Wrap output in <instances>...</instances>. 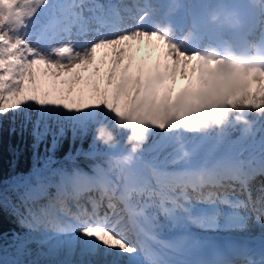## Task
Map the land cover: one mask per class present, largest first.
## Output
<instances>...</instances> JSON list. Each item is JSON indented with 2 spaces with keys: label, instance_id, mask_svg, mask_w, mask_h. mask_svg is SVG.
<instances>
[{
  "label": "snow or ice",
  "instance_id": "1",
  "mask_svg": "<svg viewBox=\"0 0 264 264\" xmlns=\"http://www.w3.org/2000/svg\"><path fill=\"white\" fill-rule=\"evenodd\" d=\"M148 17L149 12L143 11L139 21L144 25L126 29L113 5L0 0V117L11 114L15 123L16 116H23L26 126L35 113L34 148L41 142V125L44 135L53 124L83 129L98 123L102 113L110 114L109 109L146 119L164 131L161 115L170 100L177 94L190 100L201 91L200 71L211 61L198 53L179 51L147 26ZM220 86L230 87L231 82ZM244 99L254 106L264 103V79L257 78ZM254 178L213 166L198 173L163 170L154 184L137 185L118 182L110 171L94 168L92 174L76 171L62 174L55 183L26 186L17 193L23 212L7 194L0 196V207H11L19 226L32 234L14 245L12 252L0 255V264H41L39 259L23 258L31 255V249L25 251L29 244L37 245V256L46 258L44 264H93V258L101 254L105 259L100 264H173L163 253L146 248L140 239L145 234L143 225L179 230L177 241H192L190 251L208 243L192 233V227L242 231L255 213L264 228V185L253 200L249 183ZM226 181L233 182V188L240 184L245 199L228 193L205 194V188L221 187ZM52 189L54 195H49ZM91 192H99V198L85 200ZM41 200L46 203L39 204ZM77 249L80 260L74 261ZM62 252L65 258L59 259ZM218 256L215 264H233ZM248 264H264V255Z\"/></svg>",
  "mask_w": 264,
  "mask_h": 264
},
{
  "label": "clouds",
  "instance_id": "2",
  "mask_svg": "<svg viewBox=\"0 0 264 264\" xmlns=\"http://www.w3.org/2000/svg\"><path fill=\"white\" fill-rule=\"evenodd\" d=\"M206 23L235 29L240 25L239 13L235 9H213L208 13ZM155 31L166 40L172 34L169 25H157ZM201 56L211 61L204 64L200 71V82L204 87L190 100L180 99V94L170 100L168 110L161 115L164 130H182L187 133L220 130L230 117L247 127L249 122L242 115L243 111L251 110L257 115L264 112V103L254 106L244 99L255 87L257 78L264 79V53H237L226 46L222 54L213 49ZM224 82H231V86L221 87ZM108 111L113 117L114 127L127 132L124 140L127 151L113 156L112 160L121 166H131L148 142L153 125L146 119L134 118L127 113ZM93 133L94 141L105 148L114 149L119 143L114 131L106 123H96ZM180 155L187 161L189 154L183 148L180 149Z\"/></svg>",
  "mask_w": 264,
  "mask_h": 264
},
{
  "label": "trees",
  "instance_id": "3",
  "mask_svg": "<svg viewBox=\"0 0 264 264\" xmlns=\"http://www.w3.org/2000/svg\"><path fill=\"white\" fill-rule=\"evenodd\" d=\"M31 115L32 120L28 121L26 126L23 116H16L15 123L11 114L0 117V196L7 194L11 198V203L17 205L21 212L24 211V206L20 204L17 193H23L26 186H35L43 182L55 183L62 174H72L76 171L91 174L96 166L106 163L105 157L108 152V148L99 145L93 139V128L96 123L83 129L68 124H53L46 135L43 134L44 129L41 125V142L34 148L36 114ZM103 123L112 128L123 149L127 150L124 145L127 132L121 133V130L114 127L112 115ZM12 128H15V131H11ZM159 133L158 129L151 128L148 142L141 153L156 142ZM178 143V139L173 140L166 148L170 149ZM165 154L164 151L160 159ZM45 162H49L48 167H43ZM169 163L172 165L174 160ZM49 195H54V189L50 190ZM17 219L11 207H0V255L12 252L14 245L26 241L27 229L21 228ZM28 249H31V255L24 256V259H39L41 264H44L46 258L37 256L33 244L27 245L25 251Z\"/></svg>",
  "mask_w": 264,
  "mask_h": 264
},
{
  "label": "bare ground",
  "instance_id": "4",
  "mask_svg": "<svg viewBox=\"0 0 264 264\" xmlns=\"http://www.w3.org/2000/svg\"><path fill=\"white\" fill-rule=\"evenodd\" d=\"M142 0H129L127 2H122L121 7H123L124 12L121 13V27L126 29L136 28V24L134 23V16L139 7H141L140 3ZM172 1V0H171ZM191 0H174V8L171 12H174L176 18L179 19L178 28L175 30L172 28V24H168L172 29V34L167 38L168 43L175 45V47L186 54L198 53L203 55L208 52L209 49L203 47L201 45V41L199 35L190 34L189 32V23L191 18L189 17V6ZM194 1V0H193ZM258 2V0H255ZM84 2L91 6L94 4H101L105 7L111 5L107 2V0H84ZM199 8L204 6V3H199L197 5ZM157 20L163 22L165 20L164 17H157ZM187 27V28H186ZM91 38V37H89ZM191 44L194 46L193 52L186 51L183 49L185 45ZM197 51H194L196 50ZM175 94V93H174ZM242 115L249 122L246 127L243 124L236 125V122L231 123L230 118L228 123L220 130L215 129V139L212 144H208L214 146L218 143L222 144V148H220L216 153L210 154L208 151V147L203 150V152H199L194 156H190L188 158V167L185 170L190 172H196L203 169H211L213 166H223L226 168H230L232 170L241 171L246 174V171L252 170L256 174L254 179L250 181V184H258V182L264 183V175L259 173L264 172V112H261L260 115H257L254 111L245 110L242 112ZM241 125V126H240ZM225 129L227 133V137L223 141L221 139L222 130ZM118 145V144H117ZM142 159L147 160L148 154L143 156ZM146 164V163H145ZM149 168V167H148ZM150 169V168H149ZM151 170V169H150ZM136 172V171H135ZM154 173L149 171V174H143V172L139 171V174L136 175L137 181L136 184H143L145 182L154 184L152 180L154 179ZM122 178L127 179V174L120 172L115 174V178L113 180H119L122 183ZM129 179H127L128 181ZM231 181H226L223 186L216 188H205L204 192H216L223 193L227 190H231L232 186ZM252 192V191H251ZM89 195H93V192L89 193ZM259 195V194H258ZM252 193V198L255 200L257 196ZM100 193L95 192L94 198H99ZM87 198L85 197V200ZM106 203V201H105ZM200 207L204 205L198 204ZM71 207V205H70ZM122 207V206H120ZM264 219V217H262ZM145 229V234H142L140 238L145 244L147 249H150L154 252L163 253L164 258L171 261H178L179 256L171 253L168 248H164L161 243L158 241H162L167 239L168 236L173 232H178L179 230L169 228H154L151 224L145 223L143 225ZM194 228V227H192ZM191 228L192 233H196ZM198 234H217V235H227L233 234L240 236L242 238H253V237H264V228L261 227L259 220L256 219L255 213L252 214L251 218L248 221V228L242 231H204L199 230ZM155 237V239H152ZM105 257L101 254L98 257L93 258V262L98 260H104ZM143 260V257H141ZM147 262L148 261H144Z\"/></svg>",
  "mask_w": 264,
  "mask_h": 264
},
{
  "label": "rangeland",
  "instance_id": "5",
  "mask_svg": "<svg viewBox=\"0 0 264 264\" xmlns=\"http://www.w3.org/2000/svg\"><path fill=\"white\" fill-rule=\"evenodd\" d=\"M46 21V18H42V22ZM191 53V52H189ZM111 115L108 113H102L101 116L99 117L100 122H104L107 117ZM230 122L234 123L235 121L232 120L230 118ZM236 125H238V123H236ZM241 126V125H240ZM159 130V129H158ZM124 131V130H122ZM159 137L157 139V141L155 142V144L153 146H151L150 148H148L146 151H144L143 153L138 155V158L134 161V163L131 166H121L116 164L113 160L112 157L119 155L127 150H124L122 148V145L120 143V141H118V145L116 146V148L114 149H109L108 148V154H107V164L106 166H97V170L99 169H104V170H108L111 172L112 174V178H115V174L120 172L126 173L127 174V179L128 182L134 183L136 184V181L138 178H136V175L139 174V171L143 172V174L148 175L149 171L154 173V179L152 180L153 182L156 179V175L165 170L164 168L167 167L168 165V160L170 159H174L175 161L177 160L178 157L181 158L180 155V149L183 148L184 151H186L189 155L187 157V161L183 158L180 159V161L178 163H174V166L170 167L171 170H176V169H184L186 167H188V158L191 156H194L195 154H198L199 152H203V150L205 148H207V146H209L208 144H212L213 140L215 139V135L214 133L216 132L215 129H212L208 132H202V133H187L184 132L182 130H176L173 132H168L166 130L161 131L159 130ZM221 139H223V141L225 140V138L227 137V133L225 131V129L222 130V135H221ZM178 139L179 143L177 145H175L174 147L168 149L166 148L168 146V144L170 142H172L173 140ZM220 148H222V144L218 143L214 146L211 147V145L208 147L209 149V153L213 154L216 153ZM166 152V154L164 155V157H162L160 159V155L163 152ZM148 154V157L146 158L147 160H144L145 162L142 161V159L144 158L143 156ZM146 163V164H145ZM181 165V166H179ZM151 169H149V168ZM136 171V172H135ZM127 179L125 180V178H122V182L123 181H127ZM118 182H120L119 180H116ZM208 192H205V194H207ZM191 194V193H190ZM95 192H93V195H89V193L86 194V198L88 196H91L94 198ZM46 203V201H44L42 204ZM197 207H200V205H197ZM205 207V206H203ZM193 231L197 232L200 229L199 228H192ZM32 235L30 233L27 234L25 240L28 239V236ZM33 248L36 249L37 251V245L33 244ZM64 253L62 252L61 255L59 256V259H64ZM72 259L74 261H79L80 260V256H79V249H77V253L76 255H74L72 257ZM87 259V258H85ZM100 262H102V260H98L96 262H93V264H100ZM147 262H144V264H146Z\"/></svg>",
  "mask_w": 264,
  "mask_h": 264
}]
</instances>
